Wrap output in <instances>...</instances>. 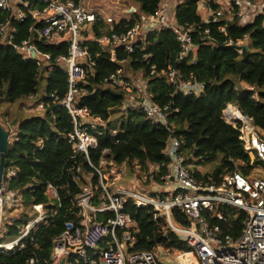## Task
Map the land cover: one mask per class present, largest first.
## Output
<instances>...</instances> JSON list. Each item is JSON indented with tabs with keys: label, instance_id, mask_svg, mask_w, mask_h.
Returning a JSON list of instances; mask_svg holds the SVG:
<instances>
[{
	"label": "trees",
	"instance_id": "1",
	"mask_svg": "<svg viewBox=\"0 0 264 264\" xmlns=\"http://www.w3.org/2000/svg\"><path fill=\"white\" fill-rule=\"evenodd\" d=\"M132 2L138 12L129 15L111 12L114 16L112 24L107 23L106 15L98 13L97 21L90 27L92 35L101 37L127 31L140 16L153 15L160 0ZM173 14L182 26L202 28L194 35V64L178 62L181 47L169 30L151 31L142 43L145 49L131 55L119 50L116 61L99 46H91L93 54L100 52L101 55L96 58V66L91 68L83 85L89 91L83 98V104L119 129L115 137L99 138V148L91 153V161L98 165L102 152L108 149L120 165H130L133 161L143 166L169 162L166 150L170 133L153 125L141 112L126 111L121 123H111L115 114L123 112L126 93L105 85L104 81L123 69L128 78L138 72L143 74L158 106H171L178 110L173 117L176 136L185 141L186 149L194 158L203 160V163L218 162L213 173L200 176L202 179L213 178L220 182L223 175L235 172L249 176L254 170L251 157L245 150L239 131L225 121L224 111L229 106L237 108L243 116L252 118L254 125L264 132V13L246 20L243 26H238L239 22L228 24L226 34L219 31L226 24L225 20L218 24L204 22L197 0L180 1ZM8 17V13L0 11V23L6 22ZM32 25L31 17L23 23L13 20V27L18 32L16 42L28 38ZM208 29L211 34L206 37L204 31ZM239 42H246L248 51L235 48ZM36 43L43 53L54 57L68 54L66 44L55 46L37 40ZM169 65L180 69L186 77L193 76L201 82L204 85L203 94L195 97L176 92L167 77L161 74ZM44 75L36 61L24 60L0 37V104L15 105L28 101L31 95H39L41 83L46 80L44 101L48 106L44 116H18L17 119L8 111L0 114V118H6L4 121L8 126L17 128L16 139L9 146L5 161V169L14 168L17 174L11 180L6 179L4 187L7 195L14 196L18 205L21 204L18 208L23 210L20 218L6 221L3 236L17 239L23 227L36 215L35 205H44L48 214L46 220L23 240V248L0 250V264H28L31 259H35L37 264H53L54 238L65 231L68 221L77 219V196L84 185L98 182V176L87 159L75 153L68 143L69 134L73 131L72 119L60 104L68 93L67 75L60 67L53 68L47 77ZM11 116L13 121H10ZM260 163V160L255 162ZM49 184L58 189L60 203L52 201L47 195ZM28 210L33 215L30 216ZM222 211L226 221L212 220V223L219 224L224 234L241 235L245 213L231 207L222 208ZM125 212L137 223L132 251L157 253L163 249L178 255L191 249L169 227L164 216L155 218L154 208H138L134 202L128 201ZM178 212L173 211L175 221L189 225V221ZM103 218L101 216L100 219Z\"/></svg>",
	"mask_w": 264,
	"mask_h": 264
},
{
	"label": "built area",
	"instance_id": "2",
	"mask_svg": "<svg viewBox=\"0 0 264 264\" xmlns=\"http://www.w3.org/2000/svg\"><path fill=\"white\" fill-rule=\"evenodd\" d=\"M128 1L0 0V11L9 16L6 22L0 23L1 41L12 46L24 60L36 61L44 74L48 75L53 68L60 67L67 75L68 93L60 104L72 119L73 131L69 134L68 143L75 153L87 159L98 176V182L84 185L77 196V219L68 221L65 231L54 238L51 261L53 264H60L63 260L65 264H161L156 252L132 251L137 223L125 212V204L132 201L138 208H154L155 218L164 216L169 227L189 245V251L177 255L178 264H264V178L235 172L223 175L220 182L213 178L202 179L200 176L204 174L200 173L197 165L199 159L194 158L186 149L185 141L176 136L173 117L178 110L171 106H158L148 88L131 81L123 69L111 75L104 84L126 93L124 107L127 111L141 112L153 125L170 133L166 150L169 162L143 166L133 161L130 165H120L108 149L102 152L98 165L91 161V153L99 148V138L115 137L119 131L83 104V98L89 94L83 85L91 68L96 66V58L101 55L100 52L92 53V45L99 46L116 61L119 50L131 55L145 49L142 43L151 31L169 30L181 47L178 62H196L194 35L202 28L178 24L173 13L180 4L179 0H160L153 15L140 16L125 32L101 37L92 35L91 25L97 21L98 13L104 14L102 5L118 10L121 15L137 13L138 8ZM197 1L199 13L206 16L204 22L218 24L226 21L219 28L223 34H226L228 24L239 22L238 26H243L246 20L264 13V3L252 0ZM104 15L107 23L114 22V16ZM30 17L34 25L28 38L16 42L18 32L13 27V20L23 23ZM210 34V29L204 31L206 37ZM36 40L55 46L66 44L68 54L54 57L43 53ZM161 74L167 77L176 92L185 96L199 97L204 92L201 82L193 76L186 77L174 65H169ZM28 102L33 110L46 111L48 108L44 100L39 101L38 94L31 95ZM227 109L224 111L225 121L239 131L246 152L264 165V132L254 125L252 118H246L242 113L241 118H236L229 113L232 109L239 111L237 108L229 106ZM127 166H132L135 178H138L136 173L139 170L146 169L139 183L137 179L131 188L120 187L116 178L111 181L106 178L107 172L115 175L118 169L127 171ZM16 174L14 168L4 171L0 191V228L6 219V211L18 206L14 196L10 202L7 200L4 187L5 180H11ZM47 195L60 203L59 191L52 184L47 186ZM225 207L246 215L242 233L237 237L230 232L224 234L219 224L212 223V220L226 221L222 211ZM34 210L35 218L23 227L19 237L0 243V250L24 247L23 240L48 216L44 205H35ZM174 210H178L189 225L176 222ZM108 214L111 216L107 217ZM101 216H104L102 220ZM5 221L11 222L12 219L9 217ZM28 264H37V261L31 259Z\"/></svg>",
	"mask_w": 264,
	"mask_h": 264
},
{
	"label": "rangeland",
	"instance_id": "3",
	"mask_svg": "<svg viewBox=\"0 0 264 264\" xmlns=\"http://www.w3.org/2000/svg\"><path fill=\"white\" fill-rule=\"evenodd\" d=\"M130 1H132V0H129L128 2L130 3ZM179 1H183V0H179ZM259 1L261 2V4L264 3V0H259ZM131 3H133V2H131ZM106 10H107V11H105L106 14L107 13H111V11H108V8H106ZM117 14H121V13H119V11L117 10ZM200 14H201L203 20H205L206 19L205 14H203V13H200ZM238 45L239 46H246V42H239ZM129 76H131V75H129ZM44 77H47V75L45 74ZM130 79H131V81L139 84L142 87H144V86L147 87L148 90H149L148 80L143 77L142 73L138 72L137 75L131 76ZM45 88H46V80H43L42 83H41V86H40L39 101H43L44 100ZM28 104H29L28 101H22V102H19V103L15 104V105H10L8 103H2V104H0V114L1 115L5 114L8 111V112L11 113V115L15 116L17 119H18V116H22L24 118H29V117H36V116H44L45 115V111H43V110H31L29 108ZM123 109H124L123 110L124 113L123 112H118L117 114H115L114 118H112L113 119V121L111 122L112 124H115L117 122L121 123L122 115L123 114L125 115V112L127 111L125 109V107ZM20 110H21V112H23L22 114H19ZM2 119L4 120L6 118L2 117ZM13 120H14V117L11 116L10 121H13ZM109 124H110V122H109ZM16 136H17V128L16 129L14 128V130L11 132V136H10V145L13 144V142L16 139ZM250 156H251V164L254 165V170L251 172L249 177H252V178H264V165L261 164V163L260 164H255V162L258 161V160L253 155H250ZM217 163L218 162L203 163V160H198V164L197 165L199 167L200 173L203 172V174L206 175L207 173H213V171L215 170V168L217 166ZM145 170L146 169L139 170V173H136L138 178H135L134 169L132 168V166L131 167L127 166V171H126L125 168L124 169H118L116 171L117 173L115 172V175L113 173H111V172L110 173L107 172L106 173V178H109L110 181L113 178H114V180L116 178V180L119 181L118 185L120 187L122 186V187H125V188L126 187L131 188V186L136 183L137 179H139L138 180V183H139V181L142 178L143 173H145ZM112 175H113V177L110 178ZM6 197H7V200L9 202L13 199V196L11 194H8ZM18 206H17V208H14L12 210L9 209V210L6 211V219L5 220L9 219V217L14 218V219L15 218H20L23 210L18 208ZM20 206H21V204H20ZM29 211L30 210H28V212ZM29 214H30V216L33 215V213L31 211L29 212ZM34 218L35 217H33V219ZM5 220H4L3 224H2V227L0 228V238H1L0 239V243H6V242L10 241L9 238H6L5 236H3L4 230H5V223H6ZM157 254L160 257L161 264H178V262L176 260V257H177L176 254L167 253L163 249H159L157 251Z\"/></svg>",
	"mask_w": 264,
	"mask_h": 264
},
{
	"label": "water",
	"instance_id": "4",
	"mask_svg": "<svg viewBox=\"0 0 264 264\" xmlns=\"http://www.w3.org/2000/svg\"><path fill=\"white\" fill-rule=\"evenodd\" d=\"M235 48H237L238 50L248 51L247 46L235 45ZM10 136H11L10 128L7 125H5L0 118V191L2 188V183L4 178L5 161L8 158ZM60 264H65V260H63Z\"/></svg>",
	"mask_w": 264,
	"mask_h": 264
},
{
	"label": "crops",
	"instance_id": "5",
	"mask_svg": "<svg viewBox=\"0 0 264 264\" xmlns=\"http://www.w3.org/2000/svg\"><path fill=\"white\" fill-rule=\"evenodd\" d=\"M102 8H103V10H102V12L104 13V14H106L105 13V11H107L106 10V8H108V11H111V12H113V13H115L114 11H116V10H114V9H110L109 7H107V5L106 4H104V5H102ZM117 12V11H116ZM117 14V13H116ZM122 14V13H121ZM107 15L109 16V15H111V13H107ZM112 16V15H111ZM29 105V108L31 109V110H33L32 108H31V105H30V103L28 104ZM23 112H21V110L19 111V114H22ZM1 121L2 122H4L7 126L9 125L8 123H6L2 118H1ZM9 128H11L12 129V131L14 130V128L15 127H10V126H8ZM16 129V128H15Z\"/></svg>",
	"mask_w": 264,
	"mask_h": 264
},
{
	"label": "bare ground",
	"instance_id": "6",
	"mask_svg": "<svg viewBox=\"0 0 264 264\" xmlns=\"http://www.w3.org/2000/svg\"><path fill=\"white\" fill-rule=\"evenodd\" d=\"M231 115H234L236 118H241V112L237 111L236 109H232V111L229 112Z\"/></svg>",
	"mask_w": 264,
	"mask_h": 264
}]
</instances>
